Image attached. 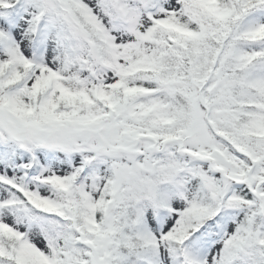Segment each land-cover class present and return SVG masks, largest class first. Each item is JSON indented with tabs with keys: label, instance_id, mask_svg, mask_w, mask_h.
<instances>
[{
	"label": "snow or ice",
	"instance_id": "snow-or-ice-1",
	"mask_svg": "<svg viewBox=\"0 0 264 264\" xmlns=\"http://www.w3.org/2000/svg\"><path fill=\"white\" fill-rule=\"evenodd\" d=\"M0 264H264V0H0Z\"/></svg>",
	"mask_w": 264,
	"mask_h": 264
}]
</instances>
